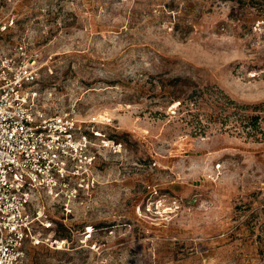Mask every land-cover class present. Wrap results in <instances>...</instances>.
<instances>
[{
	"label": "rangeland",
	"instance_id": "374dc122",
	"mask_svg": "<svg viewBox=\"0 0 264 264\" xmlns=\"http://www.w3.org/2000/svg\"><path fill=\"white\" fill-rule=\"evenodd\" d=\"M22 38L38 110L109 143L22 264H264V0H0Z\"/></svg>",
	"mask_w": 264,
	"mask_h": 264
},
{
	"label": "built area",
	"instance_id": "2783aa9c",
	"mask_svg": "<svg viewBox=\"0 0 264 264\" xmlns=\"http://www.w3.org/2000/svg\"><path fill=\"white\" fill-rule=\"evenodd\" d=\"M45 66L31 39L0 47V264L24 262L28 244L42 241L39 228L54 227L44 196L76 198L109 146L93 141L72 113L38 110Z\"/></svg>",
	"mask_w": 264,
	"mask_h": 264
},
{
	"label": "trees",
	"instance_id": "16d2710c",
	"mask_svg": "<svg viewBox=\"0 0 264 264\" xmlns=\"http://www.w3.org/2000/svg\"><path fill=\"white\" fill-rule=\"evenodd\" d=\"M184 79H181V78H178V79H175V81H173L174 83H178V82H182ZM188 101H191V97H189V99H186V100H183V101H181V103H180V106H183L185 103H187ZM196 104V103H195ZM232 104H234V101H232V100H229V101H225V106H227L226 108H229L230 107V105H232ZM246 109H248V107H245ZM260 119V117L259 116H249V115H247V120H248V123H247V127H251L252 129H253V131L252 132H249V134L250 135H252V134H254V135H256V134H258V133H261L262 131H260V129H259V126H257L258 124H256V123H253V121H257V120H259ZM197 125H199V126H197L196 128H197V130H200L201 129V122H198L197 123ZM254 132V133H253ZM55 224V223H54ZM54 228V227H53Z\"/></svg>",
	"mask_w": 264,
	"mask_h": 264
}]
</instances>
